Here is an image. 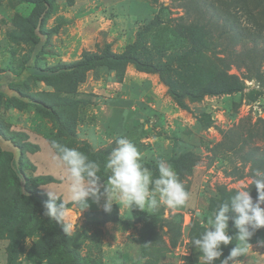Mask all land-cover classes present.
Segmentation results:
<instances>
[{"label": "rangeland", "instance_id": "rangeland-1", "mask_svg": "<svg viewBox=\"0 0 264 264\" xmlns=\"http://www.w3.org/2000/svg\"><path fill=\"white\" fill-rule=\"evenodd\" d=\"M183 2L51 0L44 36L34 30L40 0H0V264H70L57 247L56 230L34 207L35 194L48 200L47 190L64 202L63 222L80 264H199L202 253L191 239L209 227L223 197L229 201L248 185L250 191L251 177L232 171L238 157L220 143L243 118L264 117V76L227 67L219 51L192 54L174 64L181 73L166 77L200 85L224 70L244 86L232 94L186 98L183 108L159 73L131 61L55 70L106 49L160 62L186 52L193 43L178 30L190 23ZM120 137L135 144L154 177L158 161L171 165L189 192L185 206L142 211L113 204L106 212L101 196L99 203L89 197L82 211L69 198L52 141L98 163L103 184L110 175L104 165ZM231 225L230 219L229 230ZM235 235L231 245L221 246L220 259L239 245L245 250L230 264H264V228L254 230L249 244Z\"/></svg>", "mask_w": 264, "mask_h": 264}, {"label": "trees", "instance_id": "trees-1", "mask_svg": "<svg viewBox=\"0 0 264 264\" xmlns=\"http://www.w3.org/2000/svg\"><path fill=\"white\" fill-rule=\"evenodd\" d=\"M50 2L51 0H40L43 9L34 25V30L44 36L47 32H44L42 27ZM182 7L186 15L184 18L189 19L190 21H187L190 23L178 27V30L183 36L189 37L193 44L184 53L169 54L166 62L154 61L149 55V61L131 53L116 55L106 49L103 54L88 55L75 65L63 64L55 70H74L79 66H92L100 61L117 65L131 61L138 69L159 73L183 108H188L186 98L200 100L205 95L232 94L241 91L244 86L238 75L229 74L224 70L200 85L194 82L179 84L172 77H166L181 73V69L175 68L174 64L186 63L192 54L198 55L203 50L219 51L224 54L222 60L227 67L234 65L237 69H245L249 76H264V0H184ZM184 76L189 78L187 74ZM220 145L234 150L240 164L234 166L232 171L239 178L252 177L257 169L264 170V117L259 116L255 122L252 118H243L238 125L225 131ZM249 192L258 198L254 184L250 185ZM34 198L35 209L44 215L47 199L39 194H35ZM227 199L228 197H223L221 202H227ZM45 218L57 232V247L61 253L69 257L70 264H80L79 252L70 246L74 236L64 231L65 223L46 216ZM237 231L231 225L229 235H235Z\"/></svg>", "mask_w": 264, "mask_h": 264}, {"label": "clouds", "instance_id": "clouds-1", "mask_svg": "<svg viewBox=\"0 0 264 264\" xmlns=\"http://www.w3.org/2000/svg\"><path fill=\"white\" fill-rule=\"evenodd\" d=\"M115 144L104 165L110 175L107 183L101 184L98 163L76 148H70L57 141L51 143L52 148L56 150L54 158L63 165L67 173L69 198L82 211L89 207V197L95 198V202L99 203L101 196L106 197L103 205L106 212L111 211L113 204L135 207L142 211L146 208L155 209L161 204L170 208L187 204L189 192L171 165L158 161L159 175L154 177L153 172L144 166L141 153L133 142L126 137H120L116 139ZM251 180L258 192L255 202L247 190L249 185L241 188L211 214L207 220L209 227L199 237L191 239V244L202 253L199 264H215L216 260H220V264H230L231 260L245 250L236 245L227 257L220 259L223 255L221 246H227L233 240V236L227 231L230 219L238 230L235 237L245 244H249L254 230L264 228V207H261V203H264V170H255ZM46 195L48 200L44 204V215L63 222V200L54 191L47 190ZM58 200L62 202L58 203ZM64 231L67 232L65 224Z\"/></svg>", "mask_w": 264, "mask_h": 264}]
</instances>
